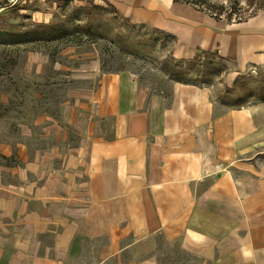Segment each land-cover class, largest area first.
<instances>
[{"label": "crops", "instance_id": "crops-1", "mask_svg": "<svg viewBox=\"0 0 264 264\" xmlns=\"http://www.w3.org/2000/svg\"><path fill=\"white\" fill-rule=\"evenodd\" d=\"M111 1L171 35L178 58L200 49L238 69L264 66L258 15L225 23L174 0ZM90 74L96 85L59 107L75 144L64 135L22 157L29 178L1 187L0 217L20 212L23 229L0 241V264H68L99 238L94 264H156L160 238L204 264H264V102L219 109L205 85L148 92L131 72Z\"/></svg>", "mask_w": 264, "mask_h": 264}, {"label": "rangeland", "instance_id": "rangeland-1", "mask_svg": "<svg viewBox=\"0 0 264 264\" xmlns=\"http://www.w3.org/2000/svg\"><path fill=\"white\" fill-rule=\"evenodd\" d=\"M182 1L216 14L225 23L248 15H258L264 23V0H256L252 6L246 0ZM124 17L111 0H0V44L13 47L5 52L0 47L1 197V187L9 183L18 186L24 176L29 178L23 172L22 157L31 159L39 149L60 144L64 135L67 144H75L78 135L61 123L59 107L91 90L97 77L90 73L97 69L101 73L131 72L148 92H167L177 80L205 85L211 88L212 101L219 109L264 102V66L238 69L232 61L211 51L215 54L200 53L193 74L178 75L170 62L178 60L173 52L174 39ZM44 29L48 31L44 33ZM48 33L53 38L45 46L43 40ZM78 42L80 45H75ZM46 53L54 54V62ZM46 122H51L47 129L43 126ZM22 229L20 212L0 217V241L6 246H10L8 239H19ZM37 238L48 245L53 241L49 234ZM105 241L99 238L91 244L85 242L82 255L68 264H94ZM155 262L204 264L199 256L183 251L178 239L166 238L159 240Z\"/></svg>", "mask_w": 264, "mask_h": 264}, {"label": "trees", "instance_id": "trees-1", "mask_svg": "<svg viewBox=\"0 0 264 264\" xmlns=\"http://www.w3.org/2000/svg\"><path fill=\"white\" fill-rule=\"evenodd\" d=\"M174 1H178V2H182V3H187V4H190V5H193L191 3H188L187 1H182V0H174ZM248 5L252 6L253 4H255V1L256 0H246ZM195 7V5H194ZM212 16L214 17H217L216 14H211ZM254 15V14H253ZM250 17V15H248L246 18ZM126 21H128V19L126 17H124ZM218 18V17H217ZM246 18H238V20L236 22H239V21H243V20H246ZM132 24V23H131ZM140 25V24H139ZM44 33H46L48 30L47 29H44ZM166 35H169L167 33H165ZM172 39L173 37L171 35H169ZM72 38H76V39H79V37H77L76 35H72L71 36ZM52 35H50L48 33V35L44 38V45L47 46L48 44H50V42L52 41ZM60 42V41H59ZM68 45V44H66ZM65 45V46H66ZM75 45H80V43H75ZM0 47H2V50L3 52L5 51H8V50H12L11 48H13L12 46L10 45H5V44H0ZM200 53L204 54V55H208V54H215L214 52L212 53L211 51H203V50H200L198 49L196 51V53L192 56V57H189V58H178V60L176 61H171L170 62L172 63L173 62V66L176 67L177 69V72H178V75H188V74H193L194 69L192 68L193 66L197 65L199 66V58H200ZM47 54V53H46ZM47 56L49 57V60L52 62H54V54H51V53H48ZM11 61L10 59L7 60V62ZM183 65H185L186 67L183 68ZM177 81H181V80H177ZM181 82H184V81H181ZM187 82V81H186ZM190 83H193V82H190ZM162 93H166L164 90H161Z\"/></svg>", "mask_w": 264, "mask_h": 264}]
</instances>
